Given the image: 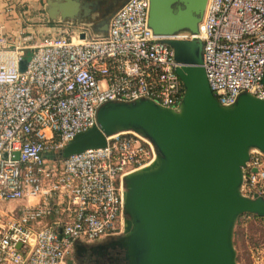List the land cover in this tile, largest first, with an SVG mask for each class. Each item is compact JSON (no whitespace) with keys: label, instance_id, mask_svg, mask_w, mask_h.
<instances>
[{"label":"built area","instance_id":"2783aa9c","mask_svg":"<svg viewBox=\"0 0 264 264\" xmlns=\"http://www.w3.org/2000/svg\"><path fill=\"white\" fill-rule=\"evenodd\" d=\"M149 14L150 0H128L105 35L61 22L29 48L24 71L18 40L26 31L0 27V264H68L76 244L124 233L125 178L155 160L154 145L122 132L51 167L47 155L97 127L107 103L148 99L178 110L182 65L165 39L203 42V67L221 105L243 93L264 100V0H208L199 35L158 37ZM243 172L242 194L264 199V153L250 150ZM253 261L264 264V250L255 248Z\"/></svg>","mask_w":264,"mask_h":264},{"label":"water","instance_id":"95a60500","mask_svg":"<svg viewBox=\"0 0 264 264\" xmlns=\"http://www.w3.org/2000/svg\"><path fill=\"white\" fill-rule=\"evenodd\" d=\"M127 1L119 0V9ZM91 2L72 0L62 23L81 22L80 9L91 14ZM207 3L150 0L149 27L158 37L199 35ZM87 23L94 34L105 35L110 19L93 23L89 16ZM164 43L182 65L176 69L184 87L178 110L148 99L107 103L98 110V126L79 134L58 158L103 148L107 137L122 132L148 139L155 160L125 178V226L116 246L127 264H238L233 240L238 220L254 215L264 221V199L241 192L250 150L264 153V100L243 93L234 105H221L203 67V42ZM28 60L29 55L21 71Z\"/></svg>","mask_w":264,"mask_h":264},{"label":"crops","instance_id":"0c3cea01","mask_svg":"<svg viewBox=\"0 0 264 264\" xmlns=\"http://www.w3.org/2000/svg\"><path fill=\"white\" fill-rule=\"evenodd\" d=\"M72 0H0V27L6 33L17 34L26 31V36L18 40L20 45L25 46L24 55H30L29 48L36 42L49 37L60 28L61 15L72 11V6L68 5ZM56 10L53 12V7ZM80 9V8H79ZM52 10V17L49 12ZM81 22L90 26L88 19L82 18L83 15L90 16L93 23L99 21L98 14H89L84 9H80ZM73 22V21H71ZM68 23V22H67ZM18 35V34H17ZM33 200L32 203H36ZM27 201L14 203L23 205ZM51 220V219H50Z\"/></svg>","mask_w":264,"mask_h":264},{"label":"flooded vegetation","instance_id":"af4514ba","mask_svg":"<svg viewBox=\"0 0 264 264\" xmlns=\"http://www.w3.org/2000/svg\"><path fill=\"white\" fill-rule=\"evenodd\" d=\"M92 14H98L101 19H111L119 9V0H92ZM84 19L88 16L83 15ZM118 237H109L101 242L77 244L73 264H127L122 249L116 246ZM70 261V260H69Z\"/></svg>","mask_w":264,"mask_h":264},{"label":"rangeland","instance_id":"374dc122","mask_svg":"<svg viewBox=\"0 0 264 264\" xmlns=\"http://www.w3.org/2000/svg\"><path fill=\"white\" fill-rule=\"evenodd\" d=\"M57 156L48 157L47 166L50 167L53 166L54 163L58 161ZM233 240L237 253V263L254 264L253 250L255 248H260L264 250V223L262 222V220L256 219L254 217H252V219L241 218L235 226ZM101 241L102 240L98 242ZM74 255H75V248L68 260H73Z\"/></svg>","mask_w":264,"mask_h":264},{"label":"trees","instance_id":"16d2710c","mask_svg":"<svg viewBox=\"0 0 264 264\" xmlns=\"http://www.w3.org/2000/svg\"><path fill=\"white\" fill-rule=\"evenodd\" d=\"M51 156H52V157H56L57 155H55V154H50V155H47V158H48V157H51ZM57 158H58V156H57ZM58 161H60L59 158H58ZM251 216L254 217V218H256V219L262 220V222L264 223L263 219L258 218L257 216H254V215H251ZM240 219H241V218H240ZM240 219H239V220H240ZM239 220H238V222H239Z\"/></svg>","mask_w":264,"mask_h":264}]
</instances>
